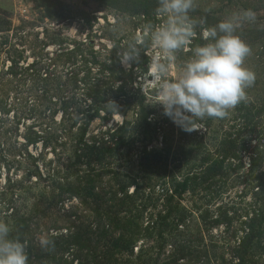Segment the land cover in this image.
I'll use <instances>...</instances> for the list:
<instances>
[{"label":"rangeland","instance_id":"rangeland-1","mask_svg":"<svg viewBox=\"0 0 264 264\" xmlns=\"http://www.w3.org/2000/svg\"><path fill=\"white\" fill-rule=\"evenodd\" d=\"M129 1L139 6L137 12L132 9L135 5L123 11L103 0H0V215L7 207L1 192L8 179L11 182L13 179L23 182L31 179V193L37 194L47 183L36 181L37 164L42 172L47 173L54 169L57 171L58 167L63 168L73 161L71 158L77 143L74 135L67 136L64 129L68 130L77 118H81L77 111L87 109L90 101L88 94L94 93L92 85L100 77V63L114 59L119 60L125 71L122 76L129 78L130 73L133 75L132 85L128 84L127 90L144 94L147 103L153 104L157 110L155 118L162 123L160 137L153 145L159 149V154L163 156L161 160H164L151 171L155 173L154 182H157L158 176L161 178L171 173H176L179 179L192 177L193 173L200 176L203 172L201 167L224 157L222 149L225 145L226 148L236 149V155L223 160L226 168L222 169L221 177H215L209 182L197 178L196 181L202 183L194 190L190 187L180 197V204L196 214L192 217L194 221L198 220L200 209L210 210L213 216L218 215L221 206H226L230 212L233 211L232 207L238 209V217H235L230 230L221 233L225 223L212 230L217 236H228L216 238L220 243L217 253L223 252L228 256L232 229L239 226V215L254 200L257 187L252 189V184L264 180V165L254 170L249 167L250 157L255 154V144H260L264 153V0H196L197 6L189 15L198 19L200 24L190 49L205 42L200 36L203 28L219 23L233 11L247 8L256 11V23H246L238 30L239 35L252 47V54L245 63L255 73L256 81L248 89L250 102L247 105H238L223 119L206 117L198 120L196 126L199 128L193 131L184 130L171 116L165 114L164 106L157 102L160 97L155 94V82L148 78L149 56L154 51L151 47H147V53L142 50L135 61H121L122 48L137 34L143 35L149 24L155 26L163 22L155 15L158 0ZM149 1L157 6L151 7V12L142 11V2ZM191 56L190 50L178 53L169 78L178 77L184 62ZM90 61L92 63H88ZM14 62L19 67L13 69L11 65ZM33 62L35 67L26 69ZM85 66H90L91 71L88 72ZM40 67L45 69L40 73L35 71V68ZM46 69L48 71L44 72ZM143 69L148 70L145 72ZM45 73L48 74V80L42 81ZM85 77L88 78L83 80ZM78 79L83 82L78 83ZM119 84L120 81L115 82L116 86ZM108 90L110 98H115L116 87ZM64 100L68 101V109L63 107ZM54 109L57 111L52 117L50 111ZM82 118L84 123L85 117ZM127 118L134 120L133 110ZM123 120L124 116L116 113L109 125L115 126ZM104 126L99 117L94 118L89 124L87 136L98 133ZM31 127L47 133L49 129L53 132L57 130L53 134L67 137L58 143L52 137L54 142H49L46 147L42 141L34 144L28 142ZM73 130L77 132V124ZM142 143L137 138L128 154L124 148L118 150L115 155L117 163L124 165L125 162H131V165H137ZM244 143L247 145L240 151ZM27 150L31 156L24 154ZM238 154L241 159L235 157ZM112 165L115 167V163ZM80 167L87 170L84 165ZM108 179L104 177L103 182ZM12 190L21 194L22 200L16 199L15 203L23 211L33 197L19 188ZM212 191L217 196L214 199L208 198ZM55 212L50 214V222ZM0 221H3L1 216ZM42 236L45 235L40 234ZM207 242H210L209 236L204 240L209 245Z\"/></svg>","mask_w":264,"mask_h":264},{"label":"trees","instance_id":"trees-1","mask_svg":"<svg viewBox=\"0 0 264 264\" xmlns=\"http://www.w3.org/2000/svg\"><path fill=\"white\" fill-rule=\"evenodd\" d=\"M103 1L123 11L135 5L129 0ZM142 5L145 12H151V7L157 6L150 1L142 2ZM132 7L137 12L139 6ZM11 67L15 69L19 65L14 62ZM30 67H35V62L26 69ZM42 69L45 68H35V71L40 73ZM85 69L90 72L92 68L85 66ZM98 70L100 77L92 85L94 93L88 94L87 109L77 111L81 118H77L68 130L64 129L67 136L74 135L77 143L71 158L73 161L47 173L42 172L37 164L36 181L47 182L37 194L31 193V179L25 182L8 179L7 185L2 187L1 196L7 207L0 215L1 219L10 224V237L25 243L28 264H264V180L252 184V189L257 187L254 200L239 215V226L232 229L228 256L217 253L220 243L216 238L228 236H217L212 230L223 223L221 233L230 230L238 217V209L232 207L230 212L226 206H221L217 216L208 209H200L198 220L194 221L192 217L196 214L180 204V197L190 187L194 190L202 182L221 177L222 169L226 168L223 166L225 157L236 155V149L232 144V148L225 145L222 149L224 157L201 167L200 176L193 173L192 177L179 179L176 173H171L161 178L158 176L154 182L155 173L151 171L164 160L153 145L160 137L162 125L154 116L157 110L153 104L147 103L146 96L140 91L127 90L128 84L132 85L133 75L130 73L129 78L122 76L125 71L119 60L101 62ZM143 70L147 72L148 69ZM45 74L42 81L48 80V74ZM82 79H78V83L83 82ZM116 81H120L118 86ZM113 86L117 95L110 98L108 89ZM110 100L115 102L116 110H109L106 106ZM63 107L68 109V101L64 100ZM131 110L135 114L132 121L127 118ZM56 111H50L52 117ZM116 113L124 116L123 122L109 125ZM82 117H85L84 123ZM96 117L105 126L88 137L89 124ZM76 124L77 132L73 130ZM30 130L28 142L42 141L45 147L54 142L52 137L56 143L67 137L53 134L57 130L49 129L48 133L32 127ZM137 138L143 142L137 165H131V162L118 164L115 160L118 150L124 148L127 154L130 153ZM246 145L242 144L240 151ZM262 149L260 144L253 146L255 154L250 157V170L264 165ZM24 154L31 156L29 150ZM239 154L235 157L241 159ZM80 165L87 170H82ZM106 176L109 179L104 183ZM197 178L203 181L197 182ZM12 188H19L33 197L23 211L15 203L16 199L22 200L21 194ZM214 193L212 191L208 198H216ZM54 212L56 215L50 222L49 216ZM40 234L55 240V251L48 252L40 247ZM208 236L210 242L206 245L204 240Z\"/></svg>","mask_w":264,"mask_h":264},{"label":"clouds","instance_id":"clouds-1","mask_svg":"<svg viewBox=\"0 0 264 264\" xmlns=\"http://www.w3.org/2000/svg\"><path fill=\"white\" fill-rule=\"evenodd\" d=\"M196 6V0H158L155 15L163 22L147 25L145 33L137 34L120 54L122 62L130 63L142 50L147 53V47L154 50L148 68L155 94L160 97L157 102L186 131L198 129V120L223 119L238 105H247L248 89L256 81L245 63L252 47L238 32L244 24L256 23V11H233L219 23L203 28L200 36L205 42L190 49L200 24L189 15ZM189 50L192 56L184 62L179 76L169 78L177 54ZM106 106L117 108L111 100ZM11 232L10 224L0 221V264H28L25 243L11 238ZM39 244L45 251H55L52 238L42 236Z\"/></svg>","mask_w":264,"mask_h":264},{"label":"water","instance_id":"water-1","mask_svg":"<svg viewBox=\"0 0 264 264\" xmlns=\"http://www.w3.org/2000/svg\"><path fill=\"white\" fill-rule=\"evenodd\" d=\"M148 78H149V80H150V81H153V80H151V79H152V77H151V76H149V75H148Z\"/></svg>","mask_w":264,"mask_h":264}]
</instances>
